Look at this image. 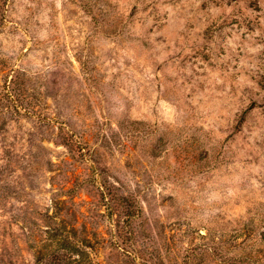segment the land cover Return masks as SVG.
I'll return each instance as SVG.
<instances>
[{
  "label": "rangeland",
  "instance_id": "obj_1",
  "mask_svg": "<svg viewBox=\"0 0 264 264\" xmlns=\"http://www.w3.org/2000/svg\"><path fill=\"white\" fill-rule=\"evenodd\" d=\"M242 255L264 262V0H0V264Z\"/></svg>",
  "mask_w": 264,
  "mask_h": 264
},
{
  "label": "trees",
  "instance_id": "obj_2",
  "mask_svg": "<svg viewBox=\"0 0 264 264\" xmlns=\"http://www.w3.org/2000/svg\"><path fill=\"white\" fill-rule=\"evenodd\" d=\"M224 263H229V264H264V262H259V260H255L254 258H252L251 256H241V257H236L234 258V260H224Z\"/></svg>",
  "mask_w": 264,
  "mask_h": 264
}]
</instances>
